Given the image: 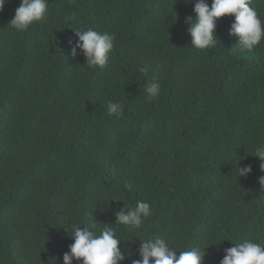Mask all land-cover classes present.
<instances>
[{
  "label": "trees",
  "instance_id": "16d2710c",
  "mask_svg": "<svg viewBox=\"0 0 264 264\" xmlns=\"http://www.w3.org/2000/svg\"><path fill=\"white\" fill-rule=\"evenodd\" d=\"M196 2L49 0L47 16L18 31L10 21L20 0H7L0 264H63L74 242L65 227L90 222L125 239L119 264L139 259L149 235L179 251L204 247L203 264H219L224 249L245 240L264 244V171L254 156L264 145V40L242 50L229 35L234 17L224 16L217 44L194 48L186 18H195ZM250 2L264 22V0ZM76 28L114 34L104 67L69 55ZM150 82L160 84L154 101ZM110 101L122 115L108 114ZM236 164L251 165L247 178ZM137 201L152 209L142 227L115 225V213Z\"/></svg>",
  "mask_w": 264,
  "mask_h": 264
},
{
  "label": "clouds",
  "instance_id": "9594fccd",
  "mask_svg": "<svg viewBox=\"0 0 264 264\" xmlns=\"http://www.w3.org/2000/svg\"><path fill=\"white\" fill-rule=\"evenodd\" d=\"M7 0H0V11H3ZM49 0H20L15 9L12 26L18 31H26L35 22L43 20L49 11ZM190 2V0H185ZM192 16L186 18L191 22L187 33L191 38V46L199 50L214 47L217 44L215 28L217 20L224 16L234 17L230 25L229 35L238 37L242 50L252 51L264 40V22L261 21L250 0H212L209 5L206 0H197L194 4ZM74 19V15L65 16V22ZM77 30L76 41H68L69 55L85 57L88 67H104L114 46L115 36L109 32H100L94 28ZM160 65L157 64V67ZM147 99L154 101L160 94V84L150 82L145 88ZM109 115L119 117L123 108L119 102H108ZM261 161L260 168L264 171V145L255 148V155ZM240 160V159H239ZM238 160V161H239ZM238 164V162H237ZM238 176L247 178L251 173V165L237 166ZM261 188H264V176L258 178ZM152 215L151 205L148 202L137 201L134 205L124 207V210L115 213L116 224L128 230H137L142 227L145 220ZM97 231V223L90 222L81 227L69 224L65 229L73 239L68 246V251L63 254V264H73V260L81 264H119L126 259V254L121 251L120 243L125 239L117 236L114 226L102 224ZM227 240V239H225ZM224 255L219 264H264V244L245 240L235 246L223 250ZM139 259L132 264H203L205 256L204 247L193 246L190 250L179 251L170 246L164 237L149 235L142 239L138 248Z\"/></svg>",
  "mask_w": 264,
  "mask_h": 264
}]
</instances>
